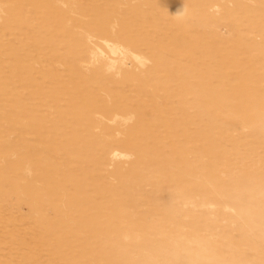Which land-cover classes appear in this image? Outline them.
<instances>
[{"label": "rangeland", "instance_id": "rangeland-1", "mask_svg": "<svg viewBox=\"0 0 264 264\" xmlns=\"http://www.w3.org/2000/svg\"><path fill=\"white\" fill-rule=\"evenodd\" d=\"M0 264H264V0H0Z\"/></svg>", "mask_w": 264, "mask_h": 264}, {"label": "bare ground", "instance_id": "bare-ground-1", "mask_svg": "<svg viewBox=\"0 0 264 264\" xmlns=\"http://www.w3.org/2000/svg\"><path fill=\"white\" fill-rule=\"evenodd\" d=\"M118 156V155H117Z\"/></svg>", "mask_w": 264, "mask_h": 264}]
</instances>
